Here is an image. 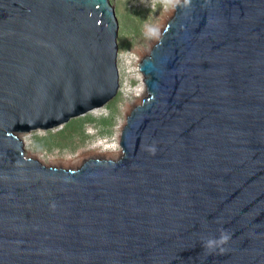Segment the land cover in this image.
I'll list each match as a JSON object with an SVG mask.
<instances>
[{
  "label": "water",
  "instance_id": "1",
  "mask_svg": "<svg viewBox=\"0 0 264 264\" xmlns=\"http://www.w3.org/2000/svg\"><path fill=\"white\" fill-rule=\"evenodd\" d=\"M172 9L120 154L62 168L17 134L114 96L112 8L0 0V264H264V0Z\"/></svg>",
  "mask_w": 264,
  "mask_h": 264
},
{
  "label": "rangeland",
  "instance_id": "2",
  "mask_svg": "<svg viewBox=\"0 0 264 264\" xmlns=\"http://www.w3.org/2000/svg\"><path fill=\"white\" fill-rule=\"evenodd\" d=\"M107 1L112 8L116 22L115 64L118 77L116 92L110 100L93 108L95 111L91 109L92 111L89 110L78 117L70 118L55 128L44 131L35 129L17 134L23 142L25 153L34 156L45 165L51 164L49 162L51 158H65L66 156L75 158L80 149L92 146L95 141L111 142L115 139L113 130L121 126L120 122L125 121V116L136 104L132 89H137V84L140 83L136 76L138 62L132 66V69L129 67L130 65L128 68H124L120 55L130 54V50L134 48L145 52L144 55H147L157 38L156 36L160 34L157 28L160 12L164 11L162 13L164 14L170 9L173 10L172 6L179 0ZM147 30H150V35H148ZM130 58L133 57L130 56ZM126 103H129V106H125Z\"/></svg>",
  "mask_w": 264,
  "mask_h": 264
},
{
  "label": "bare ground",
  "instance_id": "3",
  "mask_svg": "<svg viewBox=\"0 0 264 264\" xmlns=\"http://www.w3.org/2000/svg\"><path fill=\"white\" fill-rule=\"evenodd\" d=\"M172 11L173 10L170 9L168 12H166L164 14H162L164 11L160 12L161 14L158 16V18H160V21H157V24H158L157 28L159 29L160 32H161L162 28L164 27L166 20L172 14ZM130 13L132 14L131 9H130ZM147 33H148V35H150L151 34L150 30H147ZM159 36H160V34L156 36L157 37L156 40L158 39ZM156 40H155V42H156ZM144 54H145V52H142L137 48L131 49L130 54L125 53V55H122V54L120 55L121 63L123 64L124 68H128V65H130L129 67L132 69V66L136 65V62L139 63V61L142 59V57L145 56ZM130 56H132L134 59L133 58L131 59ZM132 72H134V71H132ZM136 72H137L136 76L138 77V80L140 83L137 84V87H136L137 89H135V88L132 89V92L135 94V96H133V95L132 96L134 97V102L137 104L139 102L140 98L143 97L145 91H144V85L142 83V76H140L141 73L138 71V69L136 70ZM124 82L126 83L125 80H124ZM125 86H123V87H125ZM135 103H133V104H135ZM128 104L129 103H126L125 106H129ZM93 111H95V110L93 109ZM124 122L125 121L120 122L121 126H118L117 128H115L113 130L115 132V139L113 141H111V142L110 141L106 142V141H101V140L95 141V143L92 144V146L90 145L86 148L80 149L78 151V153L76 154L75 158H71L69 156H66L65 158H60V157L51 158L49 161L51 164H48V165L49 166L62 167V168H72V167H75L77 164H79V162H81L83 159L88 158V157L101 156V157H105L107 159H113L114 157L116 158L117 157L116 155L118 153H120V146L118 144V139H119L120 130H121L120 127H122L124 125ZM32 157H34V156H32Z\"/></svg>",
  "mask_w": 264,
  "mask_h": 264
},
{
  "label": "clouds",
  "instance_id": "4",
  "mask_svg": "<svg viewBox=\"0 0 264 264\" xmlns=\"http://www.w3.org/2000/svg\"><path fill=\"white\" fill-rule=\"evenodd\" d=\"M221 239H222V240H226V239H227V237H226V236H224V237H222Z\"/></svg>",
  "mask_w": 264,
  "mask_h": 264
}]
</instances>
